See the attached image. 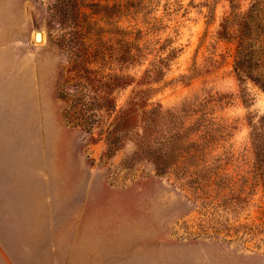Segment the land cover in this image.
I'll return each instance as SVG.
<instances>
[{
  "label": "rangeland",
  "instance_id": "obj_1",
  "mask_svg": "<svg viewBox=\"0 0 264 264\" xmlns=\"http://www.w3.org/2000/svg\"><path fill=\"white\" fill-rule=\"evenodd\" d=\"M257 1L0 0V264H264V92L233 68V17ZM170 55L152 101L211 94L217 139L163 176L131 143L103 157Z\"/></svg>",
  "mask_w": 264,
  "mask_h": 264
},
{
  "label": "trees",
  "instance_id": "obj_2",
  "mask_svg": "<svg viewBox=\"0 0 264 264\" xmlns=\"http://www.w3.org/2000/svg\"><path fill=\"white\" fill-rule=\"evenodd\" d=\"M233 22L238 42L233 65L237 79L241 84L250 81L264 92V1H257L247 12L235 15ZM229 24L230 19L222 24L221 37H227ZM173 57L170 55L153 63L152 70L146 72L151 80H146L145 76L143 81L147 88L136 91L124 110L109 124L103 157L131 143L135 155L149 157L155 174L163 176L171 169L184 170L189 163L197 167V155L204 154L206 147L217 139L223 127L209 118L207 109L213 98L211 94L200 103H185L173 110H165L160 103L152 101L155 91L152 84L163 80L164 70ZM81 90L78 88L77 92ZM84 105L85 102L80 108ZM250 135L254 168L264 183V117L251 126ZM189 170L187 175H190Z\"/></svg>",
  "mask_w": 264,
  "mask_h": 264
},
{
  "label": "water",
  "instance_id": "obj_3",
  "mask_svg": "<svg viewBox=\"0 0 264 264\" xmlns=\"http://www.w3.org/2000/svg\"><path fill=\"white\" fill-rule=\"evenodd\" d=\"M36 38H37V40L41 41L42 35L41 34H37Z\"/></svg>",
  "mask_w": 264,
  "mask_h": 264
}]
</instances>
